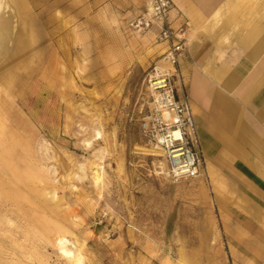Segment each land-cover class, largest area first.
<instances>
[{"label": "rangeland", "instance_id": "rangeland-1", "mask_svg": "<svg viewBox=\"0 0 264 264\" xmlns=\"http://www.w3.org/2000/svg\"><path fill=\"white\" fill-rule=\"evenodd\" d=\"M0 1V264H227L207 186L139 130L156 30L124 0Z\"/></svg>", "mask_w": 264, "mask_h": 264}, {"label": "crops", "instance_id": "crops-1", "mask_svg": "<svg viewBox=\"0 0 264 264\" xmlns=\"http://www.w3.org/2000/svg\"><path fill=\"white\" fill-rule=\"evenodd\" d=\"M124 1L138 16L151 0ZM171 1V25L187 23L179 67L201 151L196 178L227 264H264V0Z\"/></svg>", "mask_w": 264, "mask_h": 264}, {"label": "built area", "instance_id": "built-area-1", "mask_svg": "<svg viewBox=\"0 0 264 264\" xmlns=\"http://www.w3.org/2000/svg\"><path fill=\"white\" fill-rule=\"evenodd\" d=\"M171 7V0H151L147 10L131 23L138 30L155 26L157 40L164 44L159 59L146 74L137 120L143 138L161 149L165 175L183 180L196 178L203 171L197 125L179 67L187 23L174 28L169 21Z\"/></svg>", "mask_w": 264, "mask_h": 264}, {"label": "bare ground", "instance_id": "bare-ground-1", "mask_svg": "<svg viewBox=\"0 0 264 264\" xmlns=\"http://www.w3.org/2000/svg\"><path fill=\"white\" fill-rule=\"evenodd\" d=\"M0 3H2L1 1H0ZM5 4V3H4ZM0 6H1V4H0ZM6 8V7H5ZM98 137H100V132H97V138ZM152 150H156V151H158V149H156V147L154 148V149H152ZM94 164V163H93ZM94 173L96 174V178L95 179H99L100 178V171H99V167L97 166V165H95V170H94ZM67 241V239H65V238H63V237H61L60 239H59V242L58 243H64V242H66ZM64 244H66V243H64ZM70 254V253H69Z\"/></svg>", "mask_w": 264, "mask_h": 264}]
</instances>
